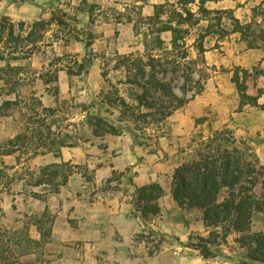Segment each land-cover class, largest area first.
Masks as SVG:
<instances>
[{
  "label": "rangeland",
  "instance_id": "1",
  "mask_svg": "<svg viewBox=\"0 0 264 264\" xmlns=\"http://www.w3.org/2000/svg\"><path fill=\"white\" fill-rule=\"evenodd\" d=\"M235 20L262 30L264 0H0V264H264L235 242L264 213L204 259L189 238L213 229L171 196L221 136L264 169V39ZM154 183L146 221L134 193Z\"/></svg>",
  "mask_w": 264,
  "mask_h": 264
},
{
  "label": "trees",
  "instance_id": "2",
  "mask_svg": "<svg viewBox=\"0 0 264 264\" xmlns=\"http://www.w3.org/2000/svg\"><path fill=\"white\" fill-rule=\"evenodd\" d=\"M166 30L172 31L175 43L182 40L181 29L167 27ZM233 32L264 39V28L257 32L252 30L251 24L241 26L238 20H235ZM239 71L237 68L233 82L242 102H245L252 97L248 96V86ZM261 74L257 73V77ZM263 94L264 91L259 89L258 97ZM181 103L184 104L183 101ZM262 108L264 110V105ZM168 114L164 107L161 115ZM226 141L221 136L208 144L198 153L197 160L175 170L171 183V196L179 207L201 211L205 226L213 229L207 238L200 235L189 238L188 246L204 259L223 256L221 248L228 244V237L235 232H249L253 216L258 212L264 213V194L262 199H258L254 193L263 178L264 169L247 161L238 150L224 147ZM262 188L264 190V186ZM163 195L162 188L155 183L137 188L133 200L135 215L146 221L157 216L160 212L157 202ZM235 242L246 250L248 259L264 263V233L237 238Z\"/></svg>",
  "mask_w": 264,
  "mask_h": 264
}]
</instances>
